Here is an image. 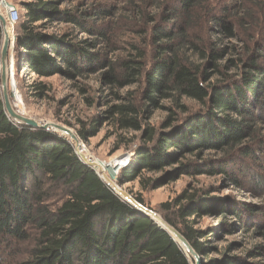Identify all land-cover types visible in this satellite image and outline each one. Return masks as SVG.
Returning a JSON list of instances; mask_svg holds the SVG:
<instances>
[{"label": "trees", "instance_id": "16d2710c", "mask_svg": "<svg viewBox=\"0 0 264 264\" xmlns=\"http://www.w3.org/2000/svg\"><path fill=\"white\" fill-rule=\"evenodd\" d=\"M67 2L73 0H18L15 66L32 80L28 90L37 100L50 92L39 80L56 75L74 81L102 70L101 82L109 90L133 87L105 116L81 123L76 131L80 140L88 141L105 120H112L119 131L141 132L143 142L118 183L193 156L198 161L181 163V171L220 175L239 192L247 184L264 189V177L252 169L253 164L260 166L259 161L264 168V0L157 1L161 16L157 23L150 21L148 49L132 45L127 57L114 61L92 51L108 43L98 23L109 12L61 9ZM202 20L200 39L193 32ZM58 25L67 28L48 31ZM84 32L93 39L78 40L76 34ZM1 41L0 26V47ZM232 41L238 43L228 44ZM231 53L235 57L227 58ZM183 100L200 109L178 121L168 117L157 132L143 129L144 121L163 108L162 102H171L186 114ZM207 152L220 157L204 159ZM53 196L57 200L51 206ZM135 200L144 205L140 198ZM161 208L162 219L204 257L203 264H263L248 261L264 257V225L259 219L264 216L259 207L237 205L199 190ZM205 217L219 222L198 228ZM235 230L261 243H253L246 257L232 255L228 246L219 257L209 258L215 249L212 238ZM21 245L31 247L24 259L5 260ZM0 264L190 262L168 233L118 198L82 163L65 138L13 122L0 92Z\"/></svg>", "mask_w": 264, "mask_h": 264}, {"label": "rangeland", "instance_id": "374dc122", "mask_svg": "<svg viewBox=\"0 0 264 264\" xmlns=\"http://www.w3.org/2000/svg\"><path fill=\"white\" fill-rule=\"evenodd\" d=\"M6 1L15 6L17 11L20 10L18 0ZM157 1L161 0H73L72 3L67 2L60 8L72 9L77 6L83 11L91 8L107 10L109 12L107 13L108 17L99 21L98 28L106 33L108 46L101 43L97 49L92 51L105 54L108 59L114 61L127 57L131 53L132 45L148 49V31L152 26L150 21L153 19L157 23L161 16L159 10L157 11L156 8L155 3ZM214 4L210 2L209 6H214L213 8L215 9L216 5ZM204 23L205 20H202V23L193 32L200 39L204 35L202 33L204 32ZM66 28V25H58L49 27L48 31L62 32ZM76 36L78 40L93 39V36L87 32L77 33ZM232 43L237 44L238 42L232 41L228 44ZM15 50V35L13 31L6 64L8 78L7 93L12 109L21 116L33 119L41 126L32 129L61 136L73 146V149V142L67 135H62L52 129L46 128V124L52 123L62 126L77 136L76 131L81 126V123L86 124L92 118L105 116L104 112L111 105L120 103L125 93L133 89L131 87L109 90V87L103 85L101 82L100 76L105 72L102 70L74 81L56 75L39 80L50 87V92L45 99L37 100L32 98L28 90V85H30L32 80H27L23 72L17 70L15 66V58L18 54ZM14 51L15 53H13ZM234 57V53L227 56V58ZM33 80H37V78H33ZM112 91L116 92L120 98H115ZM1 99L3 101L2 95ZM162 105L163 108L154 111L151 117L144 121L143 129H153L157 132L168 117H173L178 121L183 119L187 114H190L191 111L200 109V105L187 100L181 102V105L188 110L186 114L181 113L171 102H162ZM78 140L80 150L83 151L89 160L101 167L108 179L134 199L140 198L145 207L156 212L161 218L164 214L161 204L167 203L172 206L174 201L180 199L183 194L189 195L197 193L199 190H208L211 195L228 198L229 201L235 202L237 205L257 206L260 208L261 215L264 216V189H255L254 185L247 184L244 186V190L239 192L224 183V178L220 175L214 177L192 176L188 172L181 171V163L186 164L198 161L193 156L179 158L177 163L165 166L158 172L143 171L139 178L123 185L118 183L119 174L130 163L134 156V151L143 142V138L141 132L117 130L112 120H105L96 136L90 138L88 141H82L79 138ZM218 157H220L219 154L212 152H207L203 156L204 159H215ZM261 162L259 161L260 166L253 164L254 167L252 166V169L254 173L256 172L264 177V168ZM91 169L95 173L98 172L95 168ZM51 193L53 195L56 194L54 190ZM56 200L57 196H53L48 203L53 206L56 204ZM259 219H261L260 224L263 226L264 219L261 216ZM218 222L219 219L214 217H205L201 219L198 228L204 229ZM250 237L251 235H245L238 230L231 232V234L220 233L218 238H212L211 245L215 249L209 252L208 257H219L220 253L224 252L228 246L232 247V255L246 257L245 251L250 249L253 243H261V241L253 240ZM30 248V245H21L19 249L13 248L14 250L11 252L13 255L8 253L5 256V260H12L13 256H15V260L17 261L24 259L26 252ZM199 257L200 264H203L204 257ZM248 261L264 264V257L248 258ZM190 264H194V261H190Z\"/></svg>", "mask_w": 264, "mask_h": 264}, {"label": "water", "instance_id": "95a60500", "mask_svg": "<svg viewBox=\"0 0 264 264\" xmlns=\"http://www.w3.org/2000/svg\"><path fill=\"white\" fill-rule=\"evenodd\" d=\"M0 26H1L2 35H3L2 46L0 50V88H1V95L3 98L4 109L7 115L9 116V118L17 124L26 125L30 128L41 127L33 119L26 118L24 116L17 114L11 107V104L9 102L8 93H7L8 78H7V68H6V64L8 60V51H9L10 43H11L10 41L11 37L7 33L8 29H7L6 21L1 15H0ZM45 127L48 129H52L62 135H67L72 140L73 145H74L75 154L79 157L82 163H84L90 168H95V166L91 162L87 161L85 157L79 153L78 149H80V143H79L77 136L71 133L68 129L62 126H59V125L52 124V123H47ZM97 173H99V171ZM100 179L105 183L107 187H109L114 192V194L118 198H120L122 201H124L129 206H131L134 210L150 218L162 230L168 233L169 236L173 239V241L176 242L179 245V247L184 251L189 262L194 261V264H200L199 255L194 252V250L191 248V246L185 240V238L181 234H179L175 229L170 227L156 212L140 204L132 196L127 194L125 191L119 189L116 186V184L112 182L110 179H108L107 177L100 175Z\"/></svg>", "mask_w": 264, "mask_h": 264}, {"label": "built area", "instance_id": "2783aa9c", "mask_svg": "<svg viewBox=\"0 0 264 264\" xmlns=\"http://www.w3.org/2000/svg\"><path fill=\"white\" fill-rule=\"evenodd\" d=\"M0 15L4 17L7 24V29L10 30L12 35L13 28L19 19L17 8L6 0H0ZM13 53H15V51ZM82 147L84 146L82 145ZM96 174L100 178V173Z\"/></svg>", "mask_w": 264, "mask_h": 264}, {"label": "bare ground", "instance_id": "6f19581e", "mask_svg": "<svg viewBox=\"0 0 264 264\" xmlns=\"http://www.w3.org/2000/svg\"><path fill=\"white\" fill-rule=\"evenodd\" d=\"M2 17H3V16H2ZM3 18H4V17H3ZM7 33H8V35L11 37V32H10L9 29L7 30ZM10 41H11V40H10ZM11 107H12V106H11ZM78 151H79L80 154H82V155L85 157V159H86L87 161L91 162V163L95 166L96 170L99 171L100 175L105 176L103 170L101 169V167H100L98 164H95V163H93V161L89 160V159L84 155V153H83L82 150L78 149ZM105 177H106V176H105Z\"/></svg>", "mask_w": 264, "mask_h": 264}]
</instances>
